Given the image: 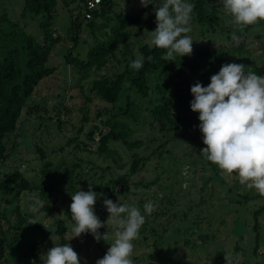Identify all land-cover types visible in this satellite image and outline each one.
Listing matches in <instances>:
<instances>
[{
	"label": "rangeland",
	"instance_id": "374dc122",
	"mask_svg": "<svg viewBox=\"0 0 264 264\" xmlns=\"http://www.w3.org/2000/svg\"><path fill=\"white\" fill-rule=\"evenodd\" d=\"M188 2L191 3V0ZM117 4V9L128 14L146 9L147 16L154 23L147 25L142 33L147 32L143 38L150 40L149 31L156 27L154 5L142 7L139 0H117ZM24 5V0H0V28L15 31V25L2 21L6 16L40 39L43 35L41 21L45 15L28 14L24 17ZM62 5H59L53 22L55 36L62 35L66 40L63 46L73 48L74 54L80 51L81 57L85 58L89 45L84 40L94 41L87 25L93 15L91 18L81 16L80 20L85 25L79 32V43L75 44L71 37L76 35L71 28L74 19L69 10L78 4L69 5L68 10ZM216 21L218 24L214 30L211 26L194 23L190 24L191 32L188 33L194 40L193 48L210 45L212 49L225 50L213 62L216 68L211 71L206 85L210 83L211 75L217 73L224 63H241L246 66V71L264 75V72L259 74L255 71L264 67V21L252 25L250 33L245 36L239 33V26L230 22L231 17L225 10L218 13ZM233 33L239 37V42L232 39ZM98 35L103 39L100 31ZM134 39L140 42L142 37L136 33ZM60 53L55 52L51 59L57 70L37 86L22 112L17 129L7 136L10 157L0 162V181L20 170L30 181L51 190L50 201L58 209L48 212L42 207L33 213L30 210L34 203L29 200L30 192L24 191L19 199L15 198V192L0 193V210H6L14 221L19 207L27 229L33 227L28 223L34 216L38 221L33 224L38 227L34 234L46 240L47 249L58 244L49 236L50 229L56 227L60 219L66 220L68 243L78 253L81 262L95 264L96 259L102 258L110 247L109 242L114 238L116 228H108L105 223L99 229L100 233L107 232L109 242L103 239L97 242L90 233L71 238L73 221L69 205L72 202L70 194L75 192L70 186L87 191L91 183L92 190L98 193L95 213L101 221H106L109 213L101 202L103 195L99 194H110L111 187L105 190L107 181L119 173L130 171L132 155L136 152L147 160L129 176V189L112 198L113 202L137 206L145 215L146 222L140 229L139 238L133 241L131 258L134 264H226L225 256L231 258V264H264V196L254 189H247L234 173L228 176L202 155L200 151L206 146L198 127L199 113L191 110L190 101L181 102L177 107L180 117L185 118L180 137L161 138V134L170 130L162 129L156 123L152 124L149 118L141 116L130 124L132 131L129 137L143 144L130 150L121 141H111L109 152L117 158L114 162L109 153L99 151V139L102 132L111 128L105 122L113 113V107L118 113L126 109L125 95L128 92L116 104L106 103L91 92L93 81L104 71H93L89 78L83 79L80 70L72 64H64L63 54ZM188 76L193 83L201 81L192 71L188 70ZM152 81V86L160 82L156 78ZM173 84L176 85V81ZM177 92L178 89H170L175 102H178ZM129 94L133 95L137 104L143 103V108L147 107L149 100L156 102L159 97L158 92H153L147 100L133 92ZM36 106V111L29 110ZM118 118L124 120L122 115ZM91 132L94 139L90 137ZM38 148L46 152V159L41 157ZM47 162L51 163L49 168L53 169V173L44 176ZM115 185L117 191L124 190L123 183ZM42 201L44 204L45 200ZM148 201L155 205L150 215L144 212V204ZM260 209L257 246L255 212ZM22 243L27 244L26 240Z\"/></svg>",
	"mask_w": 264,
	"mask_h": 264
},
{
	"label": "trees",
	"instance_id": "16d2710c",
	"mask_svg": "<svg viewBox=\"0 0 264 264\" xmlns=\"http://www.w3.org/2000/svg\"><path fill=\"white\" fill-rule=\"evenodd\" d=\"M88 2L89 0H24V17L28 14L34 16L43 13L45 15L41 21L43 35L40 39H37L25 27H20L4 16L2 21L15 25L16 29L13 30L14 32H8L5 28H0V162L10 157L6 138L17 129L22 112L28 106L37 86L57 70V66L53 65L51 60L57 51L63 54L62 59L66 66L72 64L75 69L83 73V79L89 78L93 71H104L102 76L93 81L91 92H95L106 103L116 104L120 97L128 92L125 95L126 109L120 106L123 109L121 113H118L113 107V113L105 122L111 128L107 132H102L99 139V151L109 153V157H112L114 162H117V158L109 152L111 141H121L130 150L143 144L139 140L132 141L129 137L132 123L139 120L141 116L149 118L152 124L156 123L162 129L170 130L169 133L161 134V138L180 137L185 118L180 117L178 104L189 103L193 99L190 88L194 83L188 76V70L201 78L200 82L203 86H207L211 71L214 67L216 68L213 62L225 52L224 49L216 50L210 45H201L193 48L190 56L177 55L175 60L171 61L161 59L166 50L152 45L151 39L143 38L147 34V32L142 33L144 29L148 27L147 25L154 23L152 18L147 16L145 8L128 14L117 9V0H101L99 7L92 12L93 19L87 24L94 41L84 40V43L89 45V49L86 57L83 58L80 51L74 54L73 48L63 46L66 40L62 35L55 36L53 22L60 4L63 3L65 10H68L67 7L73 3L78 4L76 8L69 10L74 19L71 28L76 33L71 37L75 44H78L79 32L85 25L80 18L86 17ZM191 3L194 8L190 24L211 26L214 30L218 24L216 21L218 13L224 12L220 8L223 7L221 0H191ZM76 11H78L77 14ZM74 14H76L75 17ZM251 26H246V30L239 33L247 35L250 33ZM99 31L104 35L103 39L98 35ZM136 33L138 37H142L140 42L134 39ZM138 56H143L145 61L143 67L137 71L129 65ZM148 56L152 57L151 61L147 60ZM255 71L261 74L264 72V67H258ZM152 78L159 79L160 82L152 86ZM173 81H176L177 86L173 84ZM170 89L176 91L178 89L176 93L178 102H175L176 98L170 93ZM131 92L146 100L151 98L153 92L156 94L158 92L159 97L156 102L149 100L147 107L143 108V103L137 104L133 95L129 94ZM36 109L37 106L29 108L32 111ZM121 115L124 120L118 118ZM116 119L119 120L115 121ZM171 131L174 134H170ZM90 135L94 139L93 132ZM38 149L42 153L41 157L46 159V152L41 148ZM146 158L135 152L132 155L131 170L119 173L107 181L105 190L111 187V192L108 195L104 193L101 202L105 197L112 199L117 193H125L129 189V176L144 165ZM50 165L49 162L45 163L44 176L53 173V169L49 168ZM117 183H123L124 190L117 191L115 188ZM70 188L74 192L79 190L72 186ZM24 191H29L30 194L39 193L41 200H45L43 210L52 212L58 209L50 201L51 190L43 184L30 181L20 170H15L0 181V193L15 192V198L19 199ZM260 211L261 209L255 212L254 228L257 233V246H259L260 235L258 234ZM16 213V219L12 221L6 210H0V264H41L48 246L46 240L34 234L38 229L35 225L32 224L31 229L26 228L25 217L19 207ZM66 234L67 224L64 219H60L57 226L49 231L51 239L58 244L68 243ZM23 240H26L27 244L22 243ZM81 264L85 263L81 262Z\"/></svg>",
	"mask_w": 264,
	"mask_h": 264
},
{
	"label": "clouds",
	"instance_id": "9594fccd",
	"mask_svg": "<svg viewBox=\"0 0 264 264\" xmlns=\"http://www.w3.org/2000/svg\"><path fill=\"white\" fill-rule=\"evenodd\" d=\"M142 7L153 4L156 27L149 31L151 44L166 50L161 59L171 61L175 57L191 55L193 38L190 21L194 5L188 0H139ZM223 9L231 17V23L246 26L264 21V0H221ZM232 39L239 42L233 33ZM152 60L151 56L147 57ZM145 58L138 56L129 65L140 70ZM241 63H224L219 71L210 77V83L203 86L195 82L190 92L192 111L199 113L198 127L202 133V141L206 146L201 149L202 155L217 165L225 174L233 173L239 183L249 190H255L264 196V75L245 70ZM98 193L92 190L89 183L87 191L79 189L71 195L69 205L71 220V238L90 233L99 242H109L107 232L99 229L105 223L114 226V238L102 258L95 264H134L132 257L133 241L140 235V229L146 222L140 208L126 203L113 202L105 197L103 205L109 216L101 221L95 213ZM99 195H103L102 193ZM33 201L30 210L36 213L44 207L39 193L29 195ZM155 210L152 201L144 204V212L150 215ZM38 223L33 216L28 224ZM70 238V239H71ZM226 264L231 258L225 256ZM41 264H81L78 253L70 243L54 244L47 249Z\"/></svg>",
	"mask_w": 264,
	"mask_h": 264
},
{
	"label": "built area",
	"instance_id": "2783aa9c",
	"mask_svg": "<svg viewBox=\"0 0 264 264\" xmlns=\"http://www.w3.org/2000/svg\"><path fill=\"white\" fill-rule=\"evenodd\" d=\"M101 3V0H89L87 4V13H86V18H91L92 12L95 11L98 7L99 4Z\"/></svg>",
	"mask_w": 264,
	"mask_h": 264
}]
</instances>
